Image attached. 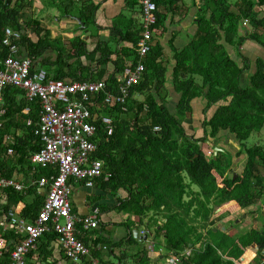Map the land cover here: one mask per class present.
<instances>
[{"label": "trees", "instance_id": "16d2710c", "mask_svg": "<svg viewBox=\"0 0 264 264\" xmlns=\"http://www.w3.org/2000/svg\"><path fill=\"white\" fill-rule=\"evenodd\" d=\"M153 1L156 22L152 30L156 32L164 18L157 6L172 8L180 0ZM31 6L32 0L9 3L0 0V60L8 52L2 44L3 30L10 27L20 33L19 50L20 46L24 47L27 53L24 56L31 58V68L37 69L38 58L51 45L46 32L36 42L28 38L29 30L38 35L42 30L37 19L22 20L21 11ZM257 7H264V0H203L195 34L174 54L176 64L171 84L177 100L173 105L167 103V93L163 92L167 78L166 68L158 60L160 48L152 46L142 59L138 57L141 22L130 37L122 36L131 38L132 47L125 54L116 50L121 55L118 61L114 57V63L120 68L104 79L107 89L117 91L125 67L133 69L141 60L144 70L140 81L129 87L125 111L119 104L105 105L104 111L112 117L113 127L109 134L105 129L98 130L93 154L102 164L96 183L117 197L113 207L136 216L134 221L124 222L128 229L126 236L116 242L111 238L103 241L111 251L121 248L116 264L147 260L145 247L133 253L123 250L125 246L141 242L133 236L134 229L142 230V234L150 230L152 238L162 237L163 254L177 255L178 264H264V220L261 227L253 225L242 232L232 231L233 223L243 218L234 215V211L250 207L264 211V133H261L264 129V57L251 60L243 48L249 40L264 49V15ZM81 18L87 24L86 18ZM84 44L79 39L70 47L73 53L70 49L67 55L59 51L54 61H48L58 70L47 72V76L69 77L71 81L100 80L103 69L94 72L80 61L68 60L85 53ZM94 51H100L99 63L109 60L108 46L97 45ZM124 55L131 57L130 62H122ZM2 88L7 94L10 89L20 90L23 99L16 106L13 98L4 102L3 115L10 119L2 127L9 129L22 124L25 133L23 139L18 138L11 145L18 153L16 157H0V175L11 177L13 171H18L25 176L24 169H30L29 157L41 144L37 134L41 105L37 100H28L16 86ZM135 93H144L146 97L138 102L132 98ZM199 97L203 99V107L194 113L193 101ZM25 106L27 112L21 113ZM15 113L22 121H12ZM141 113L144 119L139 120ZM194 117L199 120L198 130L192 128V122L196 123ZM28 119L30 122L26 124ZM155 126L158 128L154 129ZM3 128H0V151L7 149L2 143ZM221 132L232 134L239 144L236 154H244L239 171L232 167L233 154L228 149L211 152L209 157L204 153V146L209 147L207 140L217 141ZM252 133L256 139L247 143ZM38 177L39 172L32 175L34 179ZM120 190L125 192L124 197H118ZM1 191L8 195V201L0 205V236L6 241L0 259L6 264L14 242L20 239V234L12 230L1 232L8 212L17 210L33 218L43 195L36 185L21 191L10 187L0 188ZM253 219L257 220L256 216ZM219 221L223 222L221 226ZM52 236L56 237V233L51 230L47 237ZM102 240L96 239L95 244Z\"/></svg>", "mask_w": 264, "mask_h": 264}, {"label": "crops", "instance_id": "0c3cea01", "mask_svg": "<svg viewBox=\"0 0 264 264\" xmlns=\"http://www.w3.org/2000/svg\"><path fill=\"white\" fill-rule=\"evenodd\" d=\"M228 2H234V0H228ZM202 4L203 0H180L176 4L177 6H173L172 8H164V5L157 6L158 11L164 15V18L158 31L154 32L150 44L151 47L155 46L160 48L158 60L166 68L165 76L167 78L165 82L166 91L163 92L167 93V103L172 105L177 100V93L171 84L172 71L176 64L174 54L176 50L186 45L195 34L197 28L196 21L198 15L202 11ZM139 6L138 0H32V6L21 11L22 20L37 19L42 30L39 35L36 34L33 29L29 30L28 38L32 42H36L39 37L45 36L46 32L49 44L51 45L50 48H47L42 53L41 57L38 58L39 63L37 64L39 65H37V69L43 68L48 73L57 72L58 67L56 65H49L48 61H54L59 51L67 55L70 47L81 39L85 43V53H81L79 58L75 56H73V58L71 57L68 59L69 62L80 61L84 66L89 67V69H92L94 72L103 69L102 77L99 79L108 78L113 72L118 71V67L120 68L119 65H115L114 63L115 58L118 61V57L121 55L117 53L116 50H122L124 54L130 52L129 49L132 47L131 38L123 39L122 36L130 37L134 31L138 30V26L140 25ZM257 10L264 15V7H257ZM81 16L86 18L87 24H85ZM76 17L80 19L81 23L77 22L75 19ZM97 45H101L102 47L108 46L109 50H111L107 62L99 63L101 56L100 51H94ZM243 48L246 50L251 60H254L257 56L264 57V49L252 41H246ZM70 50H72V53L74 52L73 49ZM19 52L20 55L27 54L23 46H20ZM115 52L116 54H114ZM130 59V56L124 55L122 62H130ZM45 60L47 64H42L41 62ZM74 71H78V69H74ZM87 72L88 71H85V73ZM95 76H97V74H95ZM67 78L69 77H65V79ZM151 90L153 92L154 89L151 88ZM12 91L14 95H9ZM8 92L9 94L5 92L4 88H0V109L3 111V124L4 121H9L10 119L3 115L5 111L4 102L8 103L7 100L13 98L14 101H16V104H14L16 106L18 105V101L20 102L23 100L20 90L10 89ZM4 96H6V98ZM153 96L158 100L155 92H153ZM145 97L144 93H135L132 96V98L138 102H142ZM192 106L194 111L200 110L203 107V102L201 103L198 99L194 100ZM27 110L28 108L25 106L21 113H26ZM13 118L12 121H22L18 113H15ZM141 119H144V113L140 114L139 120ZM197 119L198 118H195V121H197ZM198 121L196 123H194V121L192 122L193 129L199 126ZM28 122H30L29 119L26 124H29ZM2 131H5L2 143L5 147L7 146V149L0 151V157L4 155L5 157L14 158L18 153H15L16 151L11 145L18 138L23 139L25 133L24 127H22V124L21 126L10 127L9 129L4 127ZM187 131L192 132L190 129H187ZM41 169L42 168L33 167L30 162V169H24L26 170L25 176H21L18 171H13L11 177L22 182L26 186L25 188H27L28 186L36 185L33 180L34 178H32L35 172H39V176L48 172L45 169H43L44 172H41ZM36 189L44 198L45 189L37 185ZM124 195L125 192L120 190L118 197H124ZM116 198L117 197H113L109 192L101 189L96 181L91 187H86L81 183L73 184L70 200L72 210L77 215L86 216L91 213L92 208L98 207L99 209V223L95 227L83 229L80 224L76 225L77 236L88 245L89 253L79 262H70L66 260L56 237H47V234L51 232L48 231L47 234L44 233L41 235L35 243V246L26 253L25 262L27 264H50L52 261H60L61 264H92L93 262L96 264L118 263V257L122 252L121 248L115 247L113 251H111V248L103 241L106 238H111L113 242H116L126 236L128 229L124 225V222L128 220L134 221L136 216L132 214L129 215L127 212H122L116 209V207H113L116 203ZM7 201V193L1 191L0 205L2 206ZM14 212L26 220L32 219L22 215L17 210ZM106 214L108 215L107 217H105ZM8 230L15 232L6 222L2 225L1 232H6ZM141 231L142 230H140L139 235L142 236L143 234ZM21 236L20 234L19 238H21ZM152 237L147 236L146 239L141 238V240H139L141 242L138 245L123 247L124 251L130 253L137 251L140 247L143 249L144 247L147 248L148 258L145 262L140 259H136V262L128 263L126 260L125 262H127V264H168L166 261L167 255L163 254L162 245L159 244V246H155L154 241H151ZM98 238L103 240L95 244ZM16 242H14L13 247ZM3 250L4 249H2V251ZM2 255H0V257H2ZM1 259L0 264H2ZM7 260L8 263L10 261V255H8Z\"/></svg>", "mask_w": 264, "mask_h": 264}, {"label": "built area", "instance_id": "2783aa9c", "mask_svg": "<svg viewBox=\"0 0 264 264\" xmlns=\"http://www.w3.org/2000/svg\"><path fill=\"white\" fill-rule=\"evenodd\" d=\"M139 4L142 33L137 47L138 57L142 59L151 48L156 5L153 0H139ZM19 37L17 30L4 28L2 44L8 52L0 61V88L16 86L22 89L28 100H37L41 105L37 122L41 144L31 153L29 161L33 167L48 172L33 179L37 186L45 189L42 204L34 217L26 220L12 210L8 212L7 224L22 235L10 252L8 264H27L26 253L41 235L51 230L56 233L65 259L79 262L89 253V247L78 238L76 225L80 224L83 229L95 227L99 223V209L92 208L86 216L77 215L70 200L73 184L91 187L99 176L102 164L93 158L97 145L94 138L99 129H105L109 134L113 127L112 117L104 111V107L119 104L123 111L126 110L124 103L129 87L140 81L144 65L139 60L133 69L125 68L114 93L107 89L104 79H56L48 77L43 68L32 69L31 58L18 54ZM99 95L102 100H99ZM2 113L0 109V128ZM8 187L21 191L26 186L14 177L0 175V188ZM5 243V238L0 236V255ZM166 261L178 264L179 258L169 254ZM50 264L61 263L52 261Z\"/></svg>", "mask_w": 264, "mask_h": 264}, {"label": "rangeland", "instance_id": "374dc122", "mask_svg": "<svg viewBox=\"0 0 264 264\" xmlns=\"http://www.w3.org/2000/svg\"><path fill=\"white\" fill-rule=\"evenodd\" d=\"M197 99L201 103L203 102V99L202 98L199 97ZM194 113H195V111H194ZM184 125H185L186 128L188 127V124L187 123H185ZM198 129H200V128H198ZM261 133H264V129H263V131ZM255 136H256L255 133H252L249 136V138L247 139L246 142L247 143L252 142L253 140L256 139ZM209 141H211V143L214 144V146L216 145V146L220 147L221 150H222V148L223 149H228L233 154V157H232V161H233L232 167L234 168L235 171H239L242 168V166L244 164V154L243 153L236 154V152L239 149V144H238L237 140L233 137L232 134H230V133H222L221 132L219 134V138H218L217 141L215 139H209ZM208 145H209V147L204 146V148H203L204 149V153L206 154L207 157H209V155L211 154V152H213V154L216 153V152H214L215 150H214L213 146H211L210 144H208ZM192 187L194 189L197 188L195 185H193ZM252 209H253V207L245 208L243 210H236V211H234V215H236V216H242L243 217L242 220H240V221L238 220V221H236V222L233 223V229H232V231L234 233L242 232V231L246 230L249 227H253V225L256 226V227H261L262 226V222L264 220V211L261 210V209H258L257 207H255L253 210ZM255 211L257 213H255ZM107 216L108 215L106 214L105 217H107ZM255 216H256V219L257 220H254V219L252 220V218L255 217ZM222 223L223 222L219 221L218 222V225L221 226ZM152 240L154 241L155 246H159V244H161L163 242V238L162 237H154V238L151 239V241Z\"/></svg>", "mask_w": 264, "mask_h": 264}, {"label": "water", "instance_id": "95a60500", "mask_svg": "<svg viewBox=\"0 0 264 264\" xmlns=\"http://www.w3.org/2000/svg\"><path fill=\"white\" fill-rule=\"evenodd\" d=\"M10 1H14V0H5V2L6 3H9ZM74 18V17H73ZM76 20H77V22L78 23H81V21H80V19L79 18H75ZM83 26V25H82ZM207 143L208 144H210L211 146H213V148H214V152H217L218 150H221V148L220 147H218V146H214V144H212L211 143V141H209V140H207ZM199 145H201V142H199ZM133 236L134 237H136V238H138V240H141V238H144V239H146L147 238V236H153V233L150 231V230H147V233H145V234H143L142 236L141 235H139V232L136 230V229H134L133 230Z\"/></svg>", "mask_w": 264, "mask_h": 264}]
</instances>
